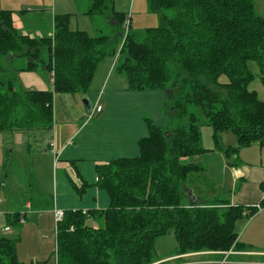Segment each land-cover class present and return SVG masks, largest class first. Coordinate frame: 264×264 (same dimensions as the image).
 Masks as SVG:
<instances>
[{
	"label": "trees",
	"instance_id": "16d2710c",
	"mask_svg": "<svg viewBox=\"0 0 264 264\" xmlns=\"http://www.w3.org/2000/svg\"><path fill=\"white\" fill-rule=\"evenodd\" d=\"M89 1L85 15L113 20L120 32L116 44L115 35L72 30L69 15L54 16L49 36L22 34L13 26L12 11L0 7V133L50 134L54 96L85 95L98 65L117 51L115 70L125 76L128 91L166 93L167 123L160 127L144 118L148 134L138 141V156L96 166V184L109 205L63 211L55 222L56 264H152L157 239L169 233L177 255L237 249L236 222L251 218L264 199L247 208L221 198H197L184 206L181 198L187 175L202 170L187 159L209 151L202 146L201 116L213 131L214 149L227 160L237 148H221L219 132L233 133L238 147L264 143V102L247 90L254 79L247 64L263 72L264 18L254 13L253 0H146L159 25L140 35L125 32L126 14L115 10L114 0ZM14 58L24 64L9 68ZM37 70L51 75L50 89H25L16 82L19 73ZM19 217L7 215L6 226L17 227ZM17 242L0 235V264H23Z\"/></svg>",
	"mask_w": 264,
	"mask_h": 264
},
{
	"label": "crops",
	"instance_id": "0c3cea01",
	"mask_svg": "<svg viewBox=\"0 0 264 264\" xmlns=\"http://www.w3.org/2000/svg\"><path fill=\"white\" fill-rule=\"evenodd\" d=\"M38 2V0H0V7L3 10L12 11L11 18L13 26L21 31L22 34L34 37L49 36L52 32L54 16L69 15V27L72 30L78 29L84 31L85 29H81L80 26L88 19L93 36L113 37L115 35L116 38H112V41L114 44L118 42L120 32L113 20H108V18L104 16L85 15V11H87L90 3L89 0H75V4H73L71 0H42V4L36 5ZM120 2L122 1L114 0V8L118 12L125 13L126 9L120 7ZM138 4L140 5V3ZM129 5L131 7L130 11L133 13L135 0H129ZM33 16L38 19H45L46 26L37 30V27H33L27 23ZM131 18L132 15L129 20H131ZM25 25L28 26L30 30L26 32L23 31ZM106 25L108 28H106ZM85 32L88 33L86 30ZM117 57L115 55L112 57L107 56L98 65L91 83L94 90L87 92L89 99L82 102L81 99L83 96L79 95L70 96L67 94H56L54 96L53 121L55 127L45 142L44 151L45 153L51 152L53 158L56 160H59V154L65 158L61 164L55 165L58 167L57 169L61 171L60 176L63 179V181H59V184L56 183V200L50 198L47 205L41 206L38 203L35 205L29 198H24L16 209H12L7 203L6 208L0 207V232L2 228L6 226L7 215L18 212L20 215L19 220L21 218L24 220L23 223H18L17 227L7 226L10 228L7 233L11 232L14 228H19L16 251L19 261L23 264H44L45 261H47L46 264H48V262L51 261V257L47 256L51 253V248L46 252L38 248L26 250L22 244L25 237L31 236L34 239H38V235L45 234L47 230H50V227L55 223L53 220L55 208H60L64 211L75 210L74 208H81L80 210L83 211L102 210L106 208V196L100 189L97 190L100 203H97L95 209H91L93 207L92 204L82 205L81 200L80 205H77L79 207L67 205L66 197L72 196L68 191L67 179L69 177L71 178L69 181L76 189H74L76 193L81 197L87 184L86 180H91L93 178V167L95 171L97 165L108 163L110 160L134 158L139 151L137 142L148 134L145 128H141L139 134L133 136V139L129 137L126 139L118 126H116L110 132L106 130L103 132L105 136L110 138L111 143L109 146H106L107 142L104 139L100 140V136L93 140L95 141V146H93L91 150H88V152L85 151L80 144L90 139L88 138L89 134L85 132L88 131V128L86 129L85 127L91 119L90 117L93 119L95 115L96 118L99 116L96 120L99 125H104L108 123V121H111L107 118L108 110L111 106L108 98H106L104 102L105 105H102V97H97L91 108L89 104H92V96H94L91 93L102 91V89L103 96L107 91L108 95L120 91L129 92L127 90L126 79L124 80L120 76L122 74L117 72V76H113ZM18 83L25 89L48 90L51 88L52 78L50 74L46 73L37 74L35 72H22L18 74ZM109 83L110 86L108 88ZM146 92L154 93L157 91ZM105 97L106 96H104V98ZM164 101L165 98L163 100V97H161L156 104H163ZM97 104L102 107L100 113H94ZM226 139L227 142L225 146L220 143L219 138V143L217 144L223 149L237 146V141L235 143L232 138L229 139L227 137ZM96 144L104 148V153L101 157L93 160L94 156H96L94 153L95 147H97ZM54 145L57 146L58 149H55ZM250 146L254 147L251 149L250 153L241 149L243 147H237L236 154L230 157L233 158L232 164L229 163L230 158L227 160L222 152L214 149L215 143L214 148L213 146L211 148H205L209 150L208 152L188 158V163L194 164L202 168V170L190 172L187 175L186 190H190L192 195L183 194L181 198L182 205L190 206L197 198H205L207 200L221 198V200L228 202V204L232 206H244L247 208L259 206L264 199V191L261 188L264 183V143H254ZM3 151L4 150H0L1 162L7 153ZM85 160L93 161L91 168L85 167L83 164ZM2 167H4V164ZM75 177H78L80 181ZM96 179L97 178H95V180ZM80 184H84L81 190L77 188ZM58 185L60 186V192L58 191ZM1 203L2 201L0 199V205ZM92 224L95 225L94 222H92ZM55 226L54 224V237L56 232ZM235 232L238 234L237 241L239 247L237 249L234 248L232 251L225 254L222 252H203L184 255H177L174 234L169 233L157 239L155 244L156 257L152 264H264V207L260 208L251 218L247 219L243 217L241 220H238L235 225ZM168 236L174 239V246L168 251L161 252L166 247L165 239ZM44 253H46V255H44Z\"/></svg>",
	"mask_w": 264,
	"mask_h": 264
},
{
	"label": "rangeland",
	"instance_id": "374dc122",
	"mask_svg": "<svg viewBox=\"0 0 264 264\" xmlns=\"http://www.w3.org/2000/svg\"><path fill=\"white\" fill-rule=\"evenodd\" d=\"M38 4H42V0H38ZM73 1V4L75 0ZM120 7H124L125 14H126V20L128 22L129 18L132 15L130 22V30L139 32L140 35L144 32L146 28L149 27H155L159 25L158 18L155 14L151 13L148 10V5L146 7L147 2L146 0H135V6H134V12L131 13L129 0H121ZM143 2V3H141ZM140 3V5L138 4ZM76 9V8H75ZM253 9L254 13L264 18V0H253ZM85 20V19H82ZM30 25L33 27H37L36 29H42L46 26L45 19H38L35 16H33L29 21H27ZM81 29H85L88 31L89 35L93 36L92 29L90 27L89 20L86 19L84 23L80 26ZM106 28L107 25H106ZM30 30L28 26L25 25V29L23 31ZM84 30V31H85ZM118 56V51L115 55ZM111 63V61H110ZM24 64L23 58H14L11 60V62L8 64L9 68L13 67H19ZM248 69L250 72L254 75V79L250 81L247 84V90L253 91L256 93L257 99L264 102V66H263V72H260L259 66L254 62H249L247 64ZM115 67V66H114ZM35 73L41 74L47 72L43 70H37ZM117 71L113 70V76H117ZM121 78L125 80L124 75H120ZM16 79L18 82V76H16ZM116 79V78H115ZM221 82H227L225 77H222L220 79ZM110 86V83L108 85V88ZM94 90L93 85L90 86L89 91ZM108 90V89H107ZM101 91V90H100ZM92 92V104H89L90 107H93V104L95 103V99L97 97H102L101 104L105 105V100L108 98L109 102L111 103V106L108 110V116L107 118L111 121H108V123L104 125H99L96 120V115L92 119L89 120L86 129L88 128V131H85L88 135V138H90L87 141L81 142V146L84 148L85 151L88 152V150H91L93 146H95V141H93L96 137L100 136V140L104 139L107 142L106 146H109L111 141L108 136H105L103 133L104 130L111 131L116 126L121 130L122 135L127 139L128 137L133 139V136H137L139 134V131L141 128H145L147 130L146 123L144 121V118L151 119L155 124H157L160 127H164L167 123V116L165 111V101L162 103L156 104L161 97H166V93L164 91H157L154 93L151 92H144V93H138V92H116V93H110L108 95L105 93L104 98L103 96V89L101 92ZM87 94V93H86ZM82 95L83 98L81 99L82 102L84 100L89 99L88 94ZM89 101V100H88ZM161 106V107H160ZM88 117V116H87ZM200 123H201V140H202V146L204 148H211L213 146L214 148V139H213V131L211 128L206 126V121L204 117H200ZM85 130V129H84ZM116 130V129H115ZM130 130V133H129ZM148 133V131H147ZM50 134L47 133H22V132H14V133H0V150H4L6 153L5 158H3L1 162L0 158V199L2 201L0 207L6 208L7 204L12 207V209H16L20 203H22V199H31L33 203L36 205L38 203L41 206H45L49 203L50 198L53 200H56V183L59 184V181L62 180V177L60 176V172L55 165L61 164L63 160H65L64 157L59 154V160L54 163L53 156L51 152L45 153L44 146L46 140L49 138ZM226 136V137H224ZM229 138L232 140L237 141L236 136L231 132H219L217 133V139L219 138L220 143L225 146L227 139ZM218 140V143H219ZM100 142V141H99ZM138 144V142H137ZM95 147L94 153L96 156H94V159H97L98 157H101L104 153V148L101 145H97ZM238 143L236 147L237 148ZM226 148V147H224ZM254 147L252 146H246L241 149L245 150V152L251 151ZM6 149V150H5ZM240 149V148H239ZM60 150V149H59ZM3 151V152H4ZM10 152V153H9ZM139 154V151L138 153ZM135 156H138V155ZM134 156V157H135ZM111 161V160H110ZM256 163V162H254ZM4 164V167L2 165ZM83 164L87 168H91L93 165V161L88 160L84 161ZM92 179L86 180V186L84 189V193H82L81 197L76 193V189L72 186L71 182L69 181L71 178L68 179L66 177H63L67 179V190L72 196L66 197V204L72 205L73 207H79L77 205H80V200L82 205H93L91 209H95L97 206V203H100V199L98 198V191L105 193L106 196V202L107 205L106 208L109 205V199L107 193L102 189L98 188L96 184L95 178L97 177V173L92 171ZM79 180L78 177H75ZM80 181V180H79ZM78 183V182H77ZM58 191L60 192V186L58 185ZM75 189V190H74ZM182 204V203H181ZM66 205V206H67ZM1 209V208H0ZM73 209V208H72ZM76 209V208H74ZM81 209V208H77ZM55 210L58 211H64L60 208H55ZM53 220L56 221L55 215L53 213ZM54 223V222H53ZM55 224V223H54ZM54 224L50 227V230H47L45 234L38 235V239H34L31 236L25 237L23 239L22 246L26 249H42L43 251H48L49 248H51V253L47 256L51 257V261L48 262V264H56L55 261V237H54ZM89 225H92V222H88ZM19 228L12 229L11 232H0V235H3L7 238H17L18 236ZM172 237H167L165 240L166 247L164 251H168L171 249V247L174 246V239H171ZM46 255V253H44ZM48 260V259H47ZM47 261L44 262L46 264Z\"/></svg>",
	"mask_w": 264,
	"mask_h": 264
},
{
	"label": "built area",
	"instance_id": "2783aa9c",
	"mask_svg": "<svg viewBox=\"0 0 264 264\" xmlns=\"http://www.w3.org/2000/svg\"><path fill=\"white\" fill-rule=\"evenodd\" d=\"M124 28H125V32H127L128 31V29H129V21L127 22H124ZM96 111L97 112H100L101 111V107L100 106H97L96 107ZM53 152H54V150H53ZM55 153V152H54ZM54 215H55V219H56V221L55 222H59V221H61L62 220V218H63V211H58V210H55L54 211ZM24 222V220L21 218L20 220H19V223H23ZM10 230V228L9 227H4V228H2V231L3 232H8Z\"/></svg>",
	"mask_w": 264,
	"mask_h": 264
},
{
	"label": "water",
	"instance_id": "95a60500",
	"mask_svg": "<svg viewBox=\"0 0 264 264\" xmlns=\"http://www.w3.org/2000/svg\"><path fill=\"white\" fill-rule=\"evenodd\" d=\"M229 163H230V164L233 163V158H230V159H229ZM185 194L192 195V192H191L190 190H186V191H185Z\"/></svg>",
	"mask_w": 264,
	"mask_h": 264
}]
</instances>
